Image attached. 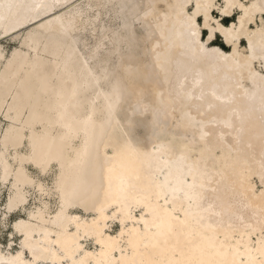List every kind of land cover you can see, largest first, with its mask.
Here are the masks:
<instances>
[{
    "label": "bare ground",
    "instance_id": "6f19581e",
    "mask_svg": "<svg viewBox=\"0 0 264 264\" xmlns=\"http://www.w3.org/2000/svg\"><path fill=\"white\" fill-rule=\"evenodd\" d=\"M80 1L0 0V264H264V0Z\"/></svg>",
    "mask_w": 264,
    "mask_h": 264
},
{
    "label": "rangeland",
    "instance_id": "374dc122",
    "mask_svg": "<svg viewBox=\"0 0 264 264\" xmlns=\"http://www.w3.org/2000/svg\"><path fill=\"white\" fill-rule=\"evenodd\" d=\"M239 1H240V6L248 5L247 0H239ZM79 2H82V1L79 0ZM215 2H216V0H214L213 4ZM220 3L221 4L216 3L217 5H215V10H214V14H213L214 20H217L218 23H219V19H220L219 10H221V5L222 6L224 5L222 3V1H220ZM234 9H235V7H234ZM188 13L189 14L192 13V10H189ZM237 20H238V15H234L233 18L230 17L225 22H223V25L225 27L230 26V24L233 21L236 22ZM262 23H264V20H261L260 17H255L253 20V27L250 30L251 31L255 30ZM199 24H201V26H202V20L199 21ZM138 31H140V30H138ZM86 36L88 37V33L86 34ZM207 36H208V34L205 36L204 40L207 38ZM21 38H22L21 34L15 35L12 37L0 38V46H1V49L3 50L5 57H8L10 52L14 48L20 46L19 42H20ZM215 39L216 40L214 41V43L216 45H218L219 47H221L223 50L227 51L226 49H224V47H222V44H223L222 39L219 36H216ZM88 42H90V41H88ZM244 47H245V45L243 44L242 47L240 48V50H243ZM254 66L258 69L257 64H254ZM4 125H5V122H2L1 127H4ZM137 130L141 131V128L138 127ZM26 150L27 149L24 146L22 148V151L26 152ZM26 170H27L28 174L34 179L35 182H41V183L47 185L48 187L52 186V183L54 181V178H55V175L57 172L56 167L54 165L45 175H41L38 172V170H36L35 168H32L30 166H27ZM250 184H251L253 191L256 195H260V194L264 195V187L259 183L257 176H253L250 179ZM26 191H27V194H29V195H28V201L25 204V207L23 209L19 210L18 212L14 213V214H7L5 209H4V205L6 202L7 195L9 193V184L2 185L0 183V250L3 252V254H8V253L14 254V253L21 250L22 240L14 232L13 224H14V222L19 220L20 218H25L27 213L30 210H32L35 206L39 205L37 191L35 190V188L30 187V188H27ZM49 206L51 209H54V202L50 201ZM115 208H116V206L112 205L110 207V209L108 210V212L114 211ZM142 209H143V207H140L139 209L134 210V212L132 214L133 217H135L136 219H139L141 216V213H142ZM78 215H81V214L78 213ZM179 216H180V213L176 212L175 218L177 219V218H179ZM92 218H93V216H90V215H87L84 217V219H86V220H91ZM132 221H133V223H136L134 220H132ZM129 223L130 222H128V224H126V226L124 227L125 229H127L126 227L129 226ZM107 230L111 235L116 236L120 232L121 226H119L117 220H112L111 223H109ZM235 231H237V230H235ZM258 237L261 239H264V230H262L261 233H258L257 235H250L249 244L255 245ZM238 238H239L238 232H235L232 234L230 242H235V240ZM84 247L90 251H94V249L96 248L95 243H94L92 238H88L86 240V242L84 243ZM240 247H241V245H240ZM23 257L26 259H29V256L27 254H25V251H23Z\"/></svg>",
    "mask_w": 264,
    "mask_h": 264
}]
</instances>
